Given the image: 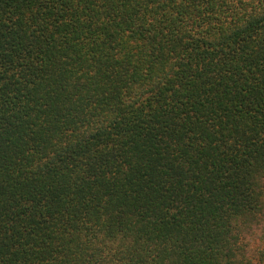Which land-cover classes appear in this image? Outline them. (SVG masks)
<instances>
[{
  "label": "trees",
  "instance_id": "obj_1",
  "mask_svg": "<svg viewBox=\"0 0 264 264\" xmlns=\"http://www.w3.org/2000/svg\"><path fill=\"white\" fill-rule=\"evenodd\" d=\"M0 264H264V0H0Z\"/></svg>",
  "mask_w": 264,
  "mask_h": 264
}]
</instances>
